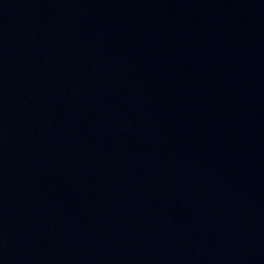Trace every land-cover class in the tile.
I'll return each mask as SVG.
<instances>
[{"label": "water", "instance_id": "95a60500", "mask_svg": "<svg viewBox=\"0 0 264 264\" xmlns=\"http://www.w3.org/2000/svg\"><path fill=\"white\" fill-rule=\"evenodd\" d=\"M0 264H264V0H0Z\"/></svg>", "mask_w": 264, "mask_h": 264}]
</instances>
